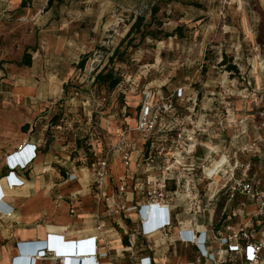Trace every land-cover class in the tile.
Masks as SVG:
<instances>
[{"label": "rangeland", "instance_id": "1", "mask_svg": "<svg viewBox=\"0 0 264 264\" xmlns=\"http://www.w3.org/2000/svg\"><path fill=\"white\" fill-rule=\"evenodd\" d=\"M14 6V0H0V117L11 122L9 134L29 123L45 143L58 141L60 159L80 166L97 160L90 148L102 155L126 132L135 145L126 172L136 195L147 174L162 171L165 134L172 139L178 132L176 143L166 141L164 160L172 163L175 152L184 157L178 158L184 165L170 171L182 176L180 197L192 190L204 201L236 163V174L248 169L264 177V0H54L49 6L48 0H34L28 8ZM138 16L145 19L142 29L126 38ZM144 30L152 34L142 38ZM26 53L32 54L31 67L21 65ZM230 64L238 70L229 71ZM255 64L260 88L249 76ZM104 68L122 78L116 89L95 82ZM179 88L184 95L175 101V115L163 119L173 130L158 129L148 166L138 130L142 105L148 94L155 104ZM222 132L235 140L243 132V143L229 138L232 148L225 149ZM207 136L216 147L204 160ZM232 142L242 145L236 156ZM224 153L230 165L205 178L202 164L210 167ZM116 164L123 175L118 161L112 171ZM194 178L199 182L188 187Z\"/></svg>", "mask_w": 264, "mask_h": 264}, {"label": "crops", "instance_id": "2", "mask_svg": "<svg viewBox=\"0 0 264 264\" xmlns=\"http://www.w3.org/2000/svg\"><path fill=\"white\" fill-rule=\"evenodd\" d=\"M14 2L15 8L21 0H14ZM257 66V64L253 66L254 70L249 76L252 75L255 86L260 88L262 77L257 73ZM24 90L26 93L29 92L27 88ZM27 124L29 123L24 126ZM10 127L11 122L8 118L0 117V179L8 173L7 157L16 153L21 145L36 144L37 152L36 158L27 168L20 167L16 170L24 180L23 185L10 190L5 186L4 180L0 181L5 193L3 200L0 201V208L12 212L11 216L0 215V264H13L16 259L17 264H77L74 252L89 255L91 253L88 252L93 250L94 244L81 243L78 248H75L73 242L99 234L97 214L104 219L105 238L104 242L101 239L102 242L99 243L100 250L107 248L112 255L111 258L100 257L99 264H139L140 258L144 256H151L156 264H212L211 260L200 254L196 244L179 240L178 232L181 229L206 231L210 240L205 247L210 253L216 255L219 241L214 239V236L229 233L231 228L246 222L247 214L255 211L254 204L246 196L238 194L230 198L223 190L213 201L208 199V194L204 201L199 198L205 203L201 212H196L195 207L190 208V203L184 196L178 197L171 203L173 226L169 233H158L149 238L139 235L133 244V251L126 250L125 246L130 244L124 241L125 237L128 239L125 231L131 228L133 221L106 217L104 205L97 202L88 166H78L60 159L61 152L56 140L46 151L44 138L33 133L32 127L27 131L19 130L15 134H9ZM241 133L237 134V140H235V135L230 136L229 132H222L221 142L225 149L229 150L231 147L228 143L229 138L237 144H242L244 136L241 137ZM204 145L206 150L203 155L207 157L210 150L216 147L213 144V138L207 136ZM240 146L242 145H234L236 149L233 152L234 156L241 151ZM218 156L221 155L218 154ZM216 162L217 160L214 161ZM115 167L116 171L113 170V175L118 177L122 174L118 170L119 164ZM71 173L76 174L77 179L69 180L68 175ZM135 199L142 203L146 202L139 194L135 196ZM234 212L238 214L234 215ZM133 217L137 219L136 215ZM51 235L65 240L67 245L60 247L58 250L61 252L58 254L69 256L68 259L63 261L38 258L23 252L20 248L22 243L48 239ZM242 263L239 259L228 260L222 264ZM84 264L92 263L89 259Z\"/></svg>", "mask_w": 264, "mask_h": 264}, {"label": "built area", "instance_id": "3", "mask_svg": "<svg viewBox=\"0 0 264 264\" xmlns=\"http://www.w3.org/2000/svg\"><path fill=\"white\" fill-rule=\"evenodd\" d=\"M149 95L150 94L146 97V102L142 105L138 120V130L141 134L143 149H146V143L150 140L152 146L154 143L153 139L156 137L155 135L159 133L158 129L164 134L173 130V128L169 130L166 129L170 124L166 125V123L163 122V119L165 116L171 114L175 115V101L182 99L184 92L179 88L173 95H169V97H166L164 100L158 101L155 104L149 101ZM174 122L175 121L173 120L171 124L176 128L177 125ZM125 134L126 132L123 133V137L119 142L114 144L112 148H109L107 152H104L102 155H99L95 150L97 160L91 166H88V169L90 171V180L97 202L104 205V213L106 217L133 221L131 228L125 231L126 236H128L127 243L130 244L129 246H125V249L133 251V244L136 242L137 236L141 235L149 238L158 233L168 234L172 228L173 219L171 215V203L181 195L179 186L182 176L181 174H175L170 171H172L171 167L180 169L184 164H182L181 159L178 158L184 157L181 155V152H175L176 156L172 163H169L170 159L164 160L168 151L166 150V141L169 140L176 143L181 137L180 132L176 134L177 136L170 137L172 139L166 137L167 134H165V140L163 143L164 147L160 152H165L162 154L163 160L161 162V173L157 175L147 174L137 187L138 194H140L146 201L145 203H142L135 199L136 194H134V191L129 190L132 176L126 171L127 169H131L134 159L135 145ZM190 139H192V137H190ZM36 152V144L24 143L19 147L16 153L7 157L9 168L8 173L5 177L0 179V181L4 180L5 186L8 189L11 190L23 185L24 180L17 174L16 170H19L20 167L23 169L27 168L36 158ZM144 156L146 157L145 161H147L148 166H150L149 161L153 160L151 148L149 149L148 156H146V152L144 153ZM223 158L224 161L221 164H218ZM204 160H208V157H205ZM117 161L122 163L126 170L123 175L115 177L112 168ZM228 165H230V161L228 157L224 155L214 165H210V167L216 169L214 172H211L210 169L212 168L205 164H202L201 167L204 170L205 178L207 177V179L212 180ZM237 167V163L231 167L230 177L224 180L219 188L212 192L210 190L208 199L213 201L222 190L225 191L230 198H233L238 194L246 196L255 206V211L252 212V214L246 215V222H242L231 228L230 232L227 234L223 235L220 233V235L214 236V239L219 241V249L216 255L210 253L205 247L207 241L210 240L206 235V231L197 232L193 229H181L178 232V237L179 240L183 242L195 243L200 250V254L211 260L212 264H222L228 260L234 261L239 259L243 262L242 264H264V177L261 178L256 173L250 175L247 172L248 169L243 170L240 174H236L235 168ZM151 168H155V166H152ZM191 169L194 170L195 168ZM149 170L150 169L147 168V171ZM68 179L75 180L77 179V176L76 174L71 173L68 175ZM199 180L200 178H194L192 180H187L185 184L188 187L193 185L194 188ZM171 184L175 187L173 186V188H169V185ZM4 195V190L0 185V201L3 200ZM183 196L188 200V203H190V208L195 207L196 212L202 211L198 193L189 190L188 193ZM192 210L193 209H191V211ZM11 214V211L0 208L1 216H11ZM233 214L237 215L238 213L234 212ZM133 215H136L137 219H134ZM96 219L98 221L99 234L97 236H92L91 238L73 242L75 248H78V245L81 243L94 244L93 250L88 252L91 253L89 255L85 256L78 251L74 252L75 258L82 259L83 264L89 259L92 264H99L98 259L100 257L111 258L112 256L109 249L104 248V250H100L99 243H101L102 240L104 242L105 238V231L103 229L104 219L100 214L96 215ZM202 233H204V235H201ZM65 245H67L65 240H61L59 236L51 235L48 239L22 243L20 244V248L23 252L33 254L38 258H51L53 260L60 259L64 261L68 259L69 256H59L58 253L61 251L58 249ZM13 264H17V259ZM139 264L156 263L151 256H144L140 258Z\"/></svg>", "mask_w": 264, "mask_h": 264}, {"label": "trees", "instance_id": "4", "mask_svg": "<svg viewBox=\"0 0 264 264\" xmlns=\"http://www.w3.org/2000/svg\"><path fill=\"white\" fill-rule=\"evenodd\" d=\"M34 0H21L20 2V8H28L31 7V4L33 3ZM54 0H48V6L51 5L53 3ZM157 11V9H155V12ZM145 19L143 16H138L135 20V22L132 24L130 30L128 31L126 38H129L132 36L133 32L137 29H142L143 27V23H144ZM179 30H181V28H179ZM148 34H152V32H148L146 30H144L141 34V37L144 38L145 36H147ZM168 35V34H166ZM169 36V35H168ZM154 39H156V36H153ZM115 57L114 54L110 57V61H114ZM87 62L86 57L82 58V60L79 62L78 67L80 69L85 67V64ZM33 64L32 61V54L31 53H26L24 56L23 61L21 62V65H25L28 67H31ZM229 71H237L238 68L236 65L230 64L228 66ZM122 78L120 76H118L117 74H115V72L111 69H107L104 68L103 70H101L100 72H98L95 76V82L104 86L105 88H107L108 90H114L117 88V86L121 83ZM130 116V115H129ZM53 122L57 123L58 122V117L55 116L52 120ZM24 131H27L29 128V124L24 126ZM94 139V138H93ZM54 140V139H53ZM53 140H47L45 143V150L47 151L49 146L51 145V143L53 142ZM90 145H92L93 147V142L90 143ZM147 145V151H146V156H148L149 153V149L151 148V140L148 141L146 143ZM92 150V153L95 154V150L94 148H90V150ZM96 155V154H95ZM97 157V156H96ZM95 162V161H94ZM94 162H92L91 164L87 165V166H91ZM125 242H127V239L125 237Z\"/></svg>", "mask_w": 264, "mask_h": 264}, {"label": "water", "instance_id": "5", "mask_svg": "<svg viewBox=\"0 0 264 264\" xmlns=\"http://www.w3.org/2000/svg\"><path fill=\"white\" fill-rule=\"evenodd\" d=\"M75 260H77L76 262H78L77 264H82V259H77V258H75Z\"/></svg>", "mask_w": 264, "mask_h": 264}, {"label": "bare ground", "instance_id": "6", "mask_svg": "<svg viewBox=\"0 0 264 264\" xmlns=\"http://www.w3.org/2000/svg\"><path fill=\"white\" fill-rule=\"evenodd\" d=\"M224 161V158L220 161V162H218V164H221L222 162ZM211 170V169H210ZM216 169H214L213 171H211V172H214Z\"/></svg>", "mask_w": 264, "mask_h": 264}, {"label": "clouds", "instance_id": "7", "mask_svg": "<svg viewBox=\"0 0 264 264\" xmlns=\"http://www.w3.org/2000/svg\"><path fill=\"white\" fill-rule=\"evenodd\" d=\"M201 235H203V234H201Z\"/></svg>", "mask_w": 264, "mask_h": 264}]
</instances>
